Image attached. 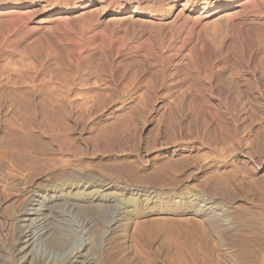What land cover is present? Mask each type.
<instances>
[{
    "label": "rangeland",
    "instance_id": "obj_1",
    "mask_svg": "<svg viewBox=\"0 0 264 264\" xmlns=\"http://www.w3.org/2000/svg\"><path fill=\"white\" fill-rule=\"evenodd\" d=\"M244 1L0 0L5 259L30 208L22 184L46 172L15 185L13 158L28 153L110 177L118 212L136 199L140 215L111 244L127 264H264V0ZM25 132L32 145L12 139ZM45 196L59 195L40 189L31 208Z\"/></svg>",
    "mask_w": 264,
    "mask_h": 264
},
{
    "label": "bare ground",
    "instance_id": "obj_2",
    "mask_svg": "<svg viewBox=\"0 0 264 264\" xmlns=\"http://www.w3.org/2000/svg\"><path fill=\"white\" fill-rule=\"evenodd\" d=\"M248 2L249 0L244 1L242 5H246ZM221 4H218L217 8L227 6L226 2ZM22 7L23 4H11L9 6L11 9H21ZM76 8L77 5L73 6V8L60 9L56 13L71 12ZM8 13L12 15L13 11ZM194 20L196 21L198 18L195 17ZM17 134H12L14 137L12 139L16 140L20 145H32L35 142V136L28 132ZM32 156H29L28 153L15 154V158H13L11 163L13 167L18 169L17 174L19 176H15V181L18 182L15 184L16 186L17 184H22L21 182H24V177L27 175L34 177L39 175L38 173L42 170H40V167L44 168L46 172L34 187H25L26 183L22 184L23 193L22 195L19 194L25 198L24 200H27V208H30L23 210L21 214L19 213L15 223L13 222V228L11 227L8 235L10 238V257L8 256L9 259L7 260L8 257L5 259L0 253V264H127L126 252L118 258L113 253L111 244L115 240L116 235L119 239H124L127 236L130 220L140 215L139 211L136 210V199H130L127 202L129 205L134 204L133 207L131 205V210L125 209L122 212H118L120 204L114 201L115 196L102 192V190L109 191L114 188V181L110 177L95 175L87 171V168L76 163L70 164L69 161L61 160L55 162L54 160H48L43 162L44 159ZM37 156L46 157L42 153ZM41 162L44 165H39ZM42 183L45 184L46 188H43L44 185ZM41 185L43 187H40ZM89 188H93L95 191L91 192L90 198L84 199L80 190ZM40 189H42V193H56L59 196L55 199L51 196L40 197L41 201L37 203V207L31 208L36 202L35 198H38ZM117 189L125 190L123 187ZM141 192L144 193L143 196H145L146 202H150L155 197L154 192L148 189ZM20 196L16 198L14 203L19 202ZM29 216H35L36 219H31ZM208 218L209 223L212 225L220 223H218L220 218ZM35 220L37 221L35 222ZM143 227L146 226L141 225L137 230L138 232L136 231L140 238L150 233V231L148 233L146 231L148 227H146L147 229ZM81 235L83 238L79 240ZM40 245L42 247L37 254L39 250L37 248ZM42 248L45 253L48 252L52 256H63L62 260H48L49 254L42 258L44 254V252L43 254L41 252Z\"/></svg>",
    "mask_w": 264,
    "mask_h": 264
}]
</instances>
